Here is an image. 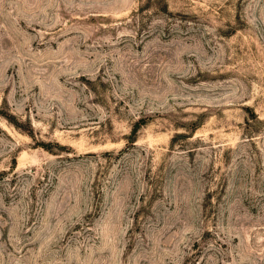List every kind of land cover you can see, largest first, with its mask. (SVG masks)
<instances>
[{"label":"rangeland","instance_id":"rangeland-1","mask_svg":"<svg viewBox=\"0 0 264 264\" xmlns=\"http://www.w3.org/2000/svg\"><path fill=\"white\" fill-rule=\"evenodd\" d=\"M0 264H264V0H0Z\"/></svg>","mask_w":264,"mask_h":264},{"label":"trees","instance_id":"trees-1","mask_svg":"<svg viewBox=\"0 0 264 264\" xmlns=\"http://www.w3.org/2000/svg\"><path fill=\"white\" fill-rule=\"evenodd\" d=\"M141 126V124L139 122H136L131 130V134L129 135V141L130 142H134L135 141V136H136V132L139 129V127Z\"/></svg>","mask_w":264,"mask_h":264}]
</instances>
